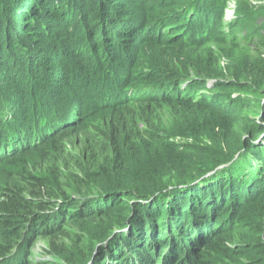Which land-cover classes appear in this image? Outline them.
I'll return each mask as SVG.
<instances>
[{"label": "trees", "instance_id": "obj_1", "mask_svg": "<svg viewBox=\"0 0 264 264\" xmlns=\"http://www.w3.org/2000/svg\"><path fill=\"white\" fill-rule=\"evenodd\" d=\"M0 1H2L0 10H4L3 15L0 14V41L3 40L0 42V170L5 163L15 165L18 158L31 153L36 156L48 154L51 157L56 151L61 152L57 150L59 147L57 145L60 144L58 135L70 137L79 130L84 131L85 125L82 123L90 111L85 105L86 101L81 100V88L87 86L89 82L98 81L93 86L98 99L94 95L93 98L87 95L93 101V108L99 110L107 108L112 116L118 119L117 125L114 119L110 122V130L102 131L103 137L107 138L108 149L102 147V153H93L91 167L83 166V159L79 160L84 174L90 177L91 182L88 186H94L101 192L84 193L80 196L69 195L63 188H58L55 192L56 183L51 177L39 178L30 172H25L19 177L30 185V198L23 195L26 189L16 191L12 188L4 192V198L0 200L2 242L0 259H7L10 252L18 247L16 244L18 237L32 235L36 239L41 237L60 241L72 240L75 248L73 251L71 248L56 246L53 243V252L61 256L67 251L72 254L71 259L66 258L67 261H72L76 257L77 264H88L89 252L87 249L82 250L84 236L76 238L77 234H69L65 229L66 224L71 222L81 228L90 219L103 218L111 214L117 217L112 223L120 219L115 226L117 232L125 227H132L135 220L127 221L123 212L113 214L119 210L120 203H123L122 196L125 195L129 199L138 200L136 201L138 204L148 202L144 203L147 207L138 209L137 224L141 226V231L134 232L137 235L131 239L124 235L118 236L114 248L107 250L103 247L104 249H99L97 254L95 252L94 261L98 260L97 262L102 264H226L227 260L223 262V259L232 250L226 245L228 234L227 236L222 234V229L225 228L222 223L227 222V218L230 221L232 216L238 214L239 209L248 206L249 201L261 197V190L264 189V81L259 82L253 78L258 73L264 74V58L251 61V71L248 68L241 70L240 73L230 72L235 79L226 81L224 78L227 74L223 72L217 59L215 69L204 68L202 60L198 59L193 65L198 74L190 77L179 75L172 69L161 66L153 56L146 55L144 48L156 46L165 51L164 55L169 56L172 61L185 65V62H188L185 59V50L203 46L200 43L211 36L214 29L228 28L235 37L228 55L229 63L234 65L240 63L235 59V55L243 54L244 51L241 49L250 44L260 45L252 34L255 32L256 35L264 37V19L261 22L256 20L253 22L250 17L245 16L248 19L247 29L243 33H237L235 30L238 25L245 22V19L240 17L239 10L237 18L229 26L222 22L223 19L217 21V17L225 15L227 4L224 0H153L152 3L139 0L137 2L139 6L137 3L133 5L132 10L135 11L133 15L124 9L114 11L113 8H109L110 16L104 18L100 27L95 26L98 24H94L95 19L91 17L84 20L83 27L76 23L73 25L67 21L68 15L53 20V27L51 24H42L39 28L40 33L45 34L46 41L55 44L56 50L53 55L41 54L40 48L28 46L30 42L24 41L28 40L24 36V31L29 33L36 31L31 30L35 25L28 24L29 26L24 27L20 21L7 19L5 9L7 10L10 0ZM59 3V0L51 3V9H57L56 5ZM41 5H43L41 2L35 7L31 4L30 14L38 17L46 15L42 13ZM105 5L103 0H95L92 11ZM20 6L16 5L19 8ZM249 9L257 8L249 6ZM258 11L264 13V6ZM17 14L22 16L18 11ZM80 18L82 19V15ZM203 22L207 26L204 34L196 36L203 27ZM259 23H263V27H259ZM69 25L71 30L62 29ZM76 26L78 28H75ZM76 38L78 41H84L80 49L83 51L82 54H89V57L82 62L80 61L83 60L82 57L76 59L80 56V50H74L76 52L72 56L74 62L69 65V69L73 75L79 76V79L72 83L66 74L55 78L51 72L46 71L41 61L44 59L47 63L52 62L63 47L73 49L71 46L76 43ZM217 41L221 47L223 41ZM260 41L264 42V38ZM142 52L147 58L141 57ZM35 70H41L43 73L44 78L41 81H37L35 76L31 75ZM87 70L91 72L87 74ZM105 81L110 86L109 92L101 96L104 90H107ZM53 82L58 86L61 82L74 86L78 95L64 92L52 84ZM186 82L184 86L183 83ZM89 90L91 92L92 88ZM101 90L103 92L97 94ZM188 92L193 93L185 94ZM154 93L157 94V98L164 96L163 99L171 108L179 105L203 109V105L210 104L201 100L210 99L219 109H227L229 115H235L237 120H241L244 126L248 127L251 136L238 141L230 156L228 153L231 151L227 149L207 153L205 156V153L201 154L199 150L208 152L209 149L200 145L193 149L199 152L198 154L170 141L173 137L159 138L147 132L145 134L151 141H147L146 136L141 134L133 135L128 132L124 136L126 131H121V128L126 111L130 107L128 103H147L149 100L156 102ZM151 105L153 104L148 103V107ZM247 112L254 115V121L250 124ZM130 115L139 116L134 113ZM50 150L52 152H49ZM247 151L252 157L244 160L243 153ZM83 156L85 157L84 154ZM191 157L198 161H192L193 163L187 165L181 160L185 164L180 163L179 168L170 166L179 158ZM91 168L96 171L92 172ZM246 170L250 171L251 175L248 181H243ZM222 171L226 176L218 186L221 190L220 199H215V191L205 190L208 196L204 197V201L201 196L192 195L191 192L190 196L197 199L189 210H186L187 205H184L183 199L190 196H183L172 203L184 193L181 189ZM128 174H131L129 178ZM163 178L168 180L167 183H162ZM227 191L231 194L229 202L226 198ZM92 197L95 198L94 202L88 204ZM34 198L40 201L33 202ZM151 203L153 206H149ZM153 208H157L155 215L152 212ZM196 209L199 210L195 211ZM229 224L227 223L226 227ZM102 226L95 227L94 231L90 232V238L101 237L103 235L101 230L113 227L109 223ZM246 236L243 234L244 238ZM256 240L253 239L254 242ZM33 242L26 244V251L18 247L22 260L17 264L50 262H33V259H29ZM75 252L77 254H74ZM85 257H87L85 261L78 263ZM8 259V264L16 262V258Z\"/></svg>", "mask_w": 264, "mask_h": 264}, {"label": "rangeland", "instance_id": "obj_2", "mask_svg": "<svg viewBox=\"0 0 264 264\" xmlns=\"http://www.w3.org/2000/svg\"><path fill=\"white\" fill-rule=\"evenodd\" d=\"M55 1L56 0H10L8 1L9 6L7 10L5 9L7 19H10L12 21L17 20L16 22L20 21L21 23L24 24V27L29 26L28 24L32 26L35 25L34 27L31 28V30L36 29V31H33L31 33H29V31L28 32L24 31L25 33L24 36H26L28 39L24 41L26 43L30 42L31 45L28 43V46H31L32 48L33 46L34 47L36 46V48H40L41 54H47V53L53 54V52L56 50L55 44L52 43V41H46L45 34L40 33L39 28H41L42 24H51L53 27V23H52L53 20L68 15L67 21L72 23L73 25L74 23H76L79 24L80 27H83L85 22L84 20H86V18L91 17V19H95L94 24H98L95 26L100 27V23H102L104 18L106 17L107 19V17L110 16L108 14L109 8H113L114 11H117L119 9H124V11H128L130 15H133L135 12L134 9L132 10L133 5H135L139 0H103L106 3V5L103 8H101L100 5L98 9L94 12L92 11V6L94 5L95 0H59L60 3L56 5L58 8L52 10L50 5ZM146 1L147 3H152L153 0H146ZM224 1H226L227 4V8L225 9V15L224 17H217V21L223 19L222 22L226 26H229L237 18V11L239 10L240 17H243L245 19V22L244 24L241 23L238 25V27L235 30L237 31V33H243L247 29L248 19L245 16L250 17V19L253 22L255 20L261 22V20L264 19V13L258 11L262 6H264V0H224ZM1 2L2 1H0V5L2 4ZM40 2L43 4L40 6L41 11L46 15H44L43 17L40 16L38 17L36 15L30 14L29 12L30 5L33 4V7H35L38 6ZM17 4L21 5L20 8L16 7ZM137 6H139L138 3ZM160 6L162 5H159V7ZM249 6H253V7L255 6L257 9L250 10ZM155 7L156 6H154V8ZM17 11L20 12L22 16L17 14ZM158 11L160 12L161 10L158 9ZM3 12L4 10L2 11L1 9L0 14L3 15ZM80 15H82V19L80 18ZM31 21H34L35 23L33 24ZM262 24L259 23V27L262 26ZM70 26L71 25H69V27H62V29L71 30ZM205 27L207 26L204 24L203 27L198 31L197 33L198 35L196 36L203 35L205 31L204 30ZM75 28L78 27L76 26ZM249 29L253 31L256 30L252 28ZM252 35H255L254 37L260 42V45H251V44L249 46L245 45L246 47L244 49H241L244 51V53L240 55H235V59L240 61V63H235L234 65L229 63L230 58L228 57V55L230 54V49L232 48L231 42L233 39H235V37L233 36L232 32L230 33V30L228 28L223 30L214 29L213 34L209 36L206 40H203L202 43H200V45L203 44V46H197L195 48L185 50L184 51L186 56L185 59L188 60V62H185V65H182L177 61H172L169 56L164 55L165 51H162V49H159L156 46H147L144 48V52L146 53V55L153 56L155 60L160 62L161 66L163 65V67L165 68H170L172 69L173 72L179 75L183 74L190 77L196 76L198 74L197 71L193 69V65L197 62L198 59L202 60L203 67L206 69H215L214 64H215V59H217L220 61V65L223 68L222 69L223 72L227 74L224 80L229 81L235 79L234 76L230 75V72L237 71L238 73H240L242 72L241 70H246L248 68L251 71L250 62L256 59L264 58V42L260 41L264 37L260 35H256L255 32H253ZM4 38L5 36H3L2 39ZM217 40H219L220 42L223 41V45L221 47L218 46ZM2 41L3 40H1L0 42ZM81 43H84V41L81 42L78 41L77 39L74 46H71L73 48L71 50H69L68 47L66 46L63 47V50L61 51L59 50L60 47H58L60 54L54 56L55 60H52V62L50 61L47 63V61H45L44 59H42L41 61V58H39L38 60L41 61V64L44 66L46 71L51 72L55 78L61 77L62 75L66 74L73 83L79 79V76L76 77L75 75H73L69 69V65L74 62L72 57L74 53H76L74 52V50L75 51L80 50V56H77L76 59H80L82 57L83 60L80 59V61L82 62L87 59V56L89 57V54L88 55L86 53L82 54L83 51L80 49L81 47L80 45H82ZM12 48H14L13 45ZM145 53L143 52L141 53L142 54L141 57L143 59L147 58ZM56 60L58 63H56ZM89 72L91 71L87 70V74H89ZM31 75L35 76V79H37V81H41L44 78V76H42L43 73L41 72V70L38 71L35 70L33 71V74L31 73ZM253 78L255 80H259V82H263L264 74L258 73ZM113 79L114 78H112V80ZM96 83H98V81L95 80L94 82H89L87 86L81 88L82 91L81 100L86 101L85 105L88 106V111H90V113L88 114L89 116L87 117V119H84V122L82 123L85 125V130L84 131L79 130L78 133H73V135L70 137L69 135H66L68 136L67 137L68 139H66V136H64V134L58 135V140L60 144L57 145L59 146L57 147V150L59 149L61 150V152L56 151L51 157H49L48 154L36 156L34 155V153H31L32 155L29 154L27 156L18 158L16 160L17 164L15 165L9 164V162L5 163L3 169L0 170V200L4 198V192L7 191V189H12V188L15 189L16 191H21L26 189L23 195L30 198L29 195V189L31 188L30 185L27 182H25L24 179L19 178L20 175L25 172H30L34 176L39 178L43 177L44 179L51 177L56 183L55 192L58 190V188H63L64 191H66L69 195H73V196H80V194H84V193L91 194V193L101 192L100 189H95L96 187L94 186L93 187L88 186V183L91 182L90 177L84 174L83 172L84 169L83 167H81L79 163V160L83 159L82 165L91 167L90 164L93 153L94 154L102 153L103 151L102 147H104V149L105 148L108 149V145H107L108 141L107 138L103 137L102 131L110 130L109 129L110 122H112L114 119H115L114 122H116L117 125L118 119L112 116V113L109 111V109L102 108L100 109L101 110L100 111L99 108H93V104H92L93 101L91 100L90 96L92 98L95 96V98L98 99V95L95 94L93 89V86ZM52 84L57 85L54 82ZM186 84L187 82L183 83L184 86ZM104 85L107 90H104V92L101 90L97 94L103 92L101 94V96H103L106 94V92H109L108 90V88L110 87L109 84L105 81ZM58 87H60L61 90H63L64 92H67L71 95H75V96L78 95V91L74 86L63 84V82H61V85ZM91 88L92 91L90 92L89 89ZM192 93L193 92H188L185 94L191 95ZM87 95L90 96L88 97ZM152 95L153 94H150V96ZM154 95H155L154 98L157 99L156 102H153V100H149L147 103L144 102H131V104L128 103L130 107L129 110L126 111L127 114H125V117L122 121V123L123 122L124 123L121 128V131H126L124 136L128 134V132L132 133L133 135L141 134L142 136H146L147 134L145 133L147 132L149 135H153L159 138L161 136L164 138L173 137L170 139V141H174L176 145H180L182 146V148L187 150H193L194 148L200 146H207L209 149L208 152L207 151L202 152L199 150L201 154L205 153L204 154L205 156H207V153L209 154L211 152H217L226 149L231 151L233 150V148L237 147L234 145L238 141H241L242 138H248L251 136L248 127L246 128L241 120H237L235 115H229L227 113L228 112L227 109H219L218 105L212 103L210 99L201 100V102L205 101L210 104L209 106L203 105V109L193 106L180 107L179 105L171 108L170 104H167V101L163 99L164 96L161 95L162 98L161 97L157 98V94L154 93ZM148 103L153 105L148 107ZM210 108H213V110H210ZM131 113L138 114L139 116L136 117L135 115H133L134 116L133 117L130 115ZM246 115L247 117H249L248 124L252 123V121H254L253 119L254 115L251 114V112H247ZM170 134H174V136ZM175 134L176 135L182 134L183 136L180 137V136H176ZM105 137H111V136L105 135ZM145 139L147 141H151V138L149 136H146ZM219 144H223V146H218ZM45 146H51V145H45ZM193 151L197 152L196 150ZM49 152H52V150H50ZM199 152L197 153L199 154ZM83 154L85 155V157L83 156ZM231 154L232 151L228 153V156H230ZM191 155L193 156L194 153L192 152ZM243 156H244L243 157L244 160L249 157H252L249 151L244 152ZM238 159L239 157L237 158V160ZM181 160L184 161L187 165L193 163L192 161H195L194 158L192 157L188 159L179 158L177 162L170 164V166L179 168L180 163L185 164ZM91 169L92 172L96 171V169L93 168ZM223 171L217 175H213L209 178H205L204 180L196 184H193L187 188L181 189L184 190V193L181 194L180 197H178L177 199H174L172 203L177 201L181 197L183 198V196H190L191 192H193L192 195L198 194L199 196H201V199L204 201L205 199L204 197L208 196V194L204 192L205 190L215 191V196H216L215 199L216 200L220 199L221 190L218 186L220 183L224 181V177L226 176V173H224ZM130 175L131 174H128V178L130 177ZM250 175L251 172L246 170V173L244 174L242 180L248 181L249 180L248 177ZM167 181L168 180L165 178L162 183L164 182L167 183ZM261 192L262 194L261 197H258L259 199L256 198L255 201H251V202L249 201L248 206L242 208L241 210L239 209L238 214L232 216L233 218L230 221L227 218L226 220L227 222L222 223V225H225V228L222 229V234L225 236H227L228 234L227 236L228 241L226 245L232 250V252H229L228 255H226V258L223 259V262L227 260L226 264H264V189H262ZM228 193L229 192L227 191L226 198L227 201L229 202L231 194ZM169 195L172 196L171 194ZM94 199L95 198L92 197L88 204L93 203ZM196 199L197 198L193 196L183 199L184 205H187L186 210H189L192 207V203ZM34 200L35 201L33 202L40 201V199L37 198H34ZM121 201L123 203H120L118 207L119 210L118 211L116 210L113 214L116 215L123 212L124 219L126 218L127 221L135 220V223L132 227H125L121 231L117 232L115 226L118 222H120V219L112 223V220H115V218L117 217H114L111 214L103 218L97 217L94 219H90L81 228H78V225L73 224L71 222L66 224L65 229L68 230L69 234L72 235L77 234L76 238L77 236H84L85 243L82 247V250L87 249L89 252L88 254L90 255V259H88V264H102L101 262H97L98 260L94 261L95 252L97 254L99 249H104L103 247L107 248V250L114 248L116 243L115 240H117L118 236L120 237V235H124L127 239H131L132 237L137 235L134 234V232L141 231V226L137 224L138 214H139L138 209H141V207H147L145 206V204L148 202H144L145 204L144 203L138 204L136 202L138 200L129 199L125 195L122 196ZM139 206L140 208H138ZM149 206H153V203H151ZM196 207L199 208V206ZM136 208H137V213H136ZM156 209L157 208L152 209L154 215L156 214L155 212H157ZM198 210L199 209H196L195 211ZM105 223L106 224L109 223L111 224V226L113 225V227H109L108 229H103V231L101 230L100 232L103 233L101 237L90 238V232L93 229H95V227L99 228V226H102ZM227 223L230 224L226 227ZM85 231L86 233L83 234V232ZM243 234L247 235L246 238L243 237ZM255 238L257 239L256 242L253 241V239ZM31 242H33V246L30 249L31 257L29 259L30 260L33 259V262L40 261L44 263V261H50L48 264H77L76 257L73 258L72 261L66 260L67 257L69 258L72 255L71 253L65 251L63 255L57 256L55 252H53V243H55L56 246L59 245V246H64L65 248L66 247L71 248L72 249L71 251H73V249H75L74 242L70 239H61V241L54 239H43L41 237L36 239L32 235L21 236L16 239V244H18V247H22L24 251H26V244L27 243L31 244ZM131 242L133 243V241ZM0 243L2 242L0 241ZM18 247L16 246L10 252V255H8L7 259H0V264H6V263L8 264V260H9L8 258L10 257L16 258V262L9 264L20 263V261L22 260V256L18 252ZM16 249L17 251H15ZM12 253L14 254L12 255ZM74 254H77V252H75ZM87 257H85L83 260H79L78 263L85 261ZM91 257H93L92 260ZM71 258L72 257H70V259Z\"/></svg>", "mask_w": 264, "mask_h": 264}, {"label": "water", "instance_id": "obj_3", "mask_svg": "<svg viewBox=\"0 0 264 264\" xmlns=\"http://www.w3.org/2000/svg\"><path fill=\"white\" fill-rule=\"evenodd\" d=\"M221 168H222V167H221ZM209 175H210V174H209ZM209 175H208V176H209Z\"/></svg>", "mask_w": 264, "mask_h": 264}]
</instances>
